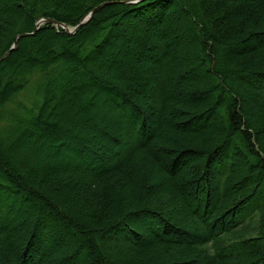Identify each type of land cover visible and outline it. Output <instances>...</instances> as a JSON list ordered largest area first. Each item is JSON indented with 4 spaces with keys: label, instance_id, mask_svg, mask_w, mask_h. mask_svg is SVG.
Returning <instances> with one entry per match:
<instances>
[{
    "label": "trees",
    "instance_id": "16d2710c",
    "mask_svg": "<svg viewBox=\"0 0 264 264\" xmlns=\"http://www.w3.org/2000/svg\"><path fill=\"white\" fill-rule=\"evenodd\" d=\"M104 1L0 61V117L35 89L0 129V264H264V0H0V55ZM100 105L116 127L68 119Z\"/></svg>",
    "mask_w": 264,
    "mask_h": 264
},
{
    "label": "rangeland",
    "instance_id": "374dc122",
    "mask_svg": "<svg viewBox=\"0 0 264 264\" xmlns=\"http://www.w3.org/2000/svg\"><path fill=\"white\" fill-rule=\"evenodd\" d=\"M122 2V1H121ZM34 78L30 80V83L27 85V87L9 104L6 105L4 108V114L0 117V129L2 132H4L5 128L11 124L12 116H17V115H23L25 110L22 107L25 108H32L33 106V99H34ZM98 113L97 115L92 114V112L95 111L94 106L93 109L90 108L88 110H76L74 109L71 113L68 115V119L72 118L70 120H73L72 123H78V122H83L85 124H88L89 121L90 125H95L100 128H107V124H110V127H116L114 125H111V122H109L106 119V116L104 115L105 111H107V108L105 106L100 105L98 108ZM65 120L67 124H69L71 121ZM64 121V122H65ZM71 123V124H72ZM94 123V124H93ZM65 125V124H64Z\"/></svg>",
    "mask_w": 264,
    "mask_h": 264
},
{
    "label": "water",
    "instance_id": "95a60500",
    "mask_svg": "<svg viewBox=\"0 0 264 264\" xmlns=\"http://www.w3.org/2000/svg\"><path fill=\"white\" fill-rule=\"evenodd\" d=\"M138 1H141V0H130L128 2L130 3H135V2H138ZM122 2H127V1H122ZM112 3V1H104L98 5H96L95 7H93L81 20L80 22L73 28H69V27H66V25L64 23H61V22H58V21H55L54 19H50V18H40L38 19L36 22H35V25H34V28L31 32H23V33H19L18 35L15 36L14 38V41L12 43V45L10 46V48L5 51L4 53H2L0 55V61H2L3 59H5L9 53L14 50L16 47H17V39L20 38V37H23V36H27V35H32L35 33V31L38 29L39 25L42 24V23H45V22H48V23H51L53 25H60L62 28L65 29V31L69 32V33H74L82 24L86 23L90 18L91 16L93 15V13L99 9L100 7L104 6V5H107V4H110Z\"/></svg>",
    "mask_w": 264,
    "mask_h": 264
}]
</instances>
